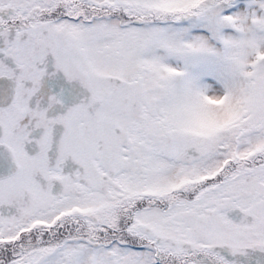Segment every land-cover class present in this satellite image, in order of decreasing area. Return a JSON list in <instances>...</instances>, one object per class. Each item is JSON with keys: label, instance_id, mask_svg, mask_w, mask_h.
<instances>
[{"label": "snow or ice", "instance_id": "obj_1", "mask_svg": "<svg viewBox=\"0 0 264 264\" xmlns=\"http://www.w3.org/2000/svg\"><path fill=\"white\" fill-rule=\"evenodd\" d=\"M0 264H264V0H0Z\"/></svg>", "mask_w": 264, "mask_h": 264}]
</instances>
